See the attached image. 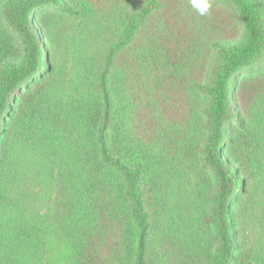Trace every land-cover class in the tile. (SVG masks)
Returning a JSON list of instances; mask_svg holds the SVG:
<instances>
[{
	"label": "trees",
	"instance_id": "1",
	"mask_svg": "<svg viewBox=\"0 0 264 264\" xmlns=\"http://www.w3.org/2000/svg\"><path fill=\"white\" fill-rule=\"evenodd\" d=\"M228 1L239 35L186 55L187 67L204 66L202 79L184 60L172 76L184 77L188 135L215 183L205 216L215 229L206 264H264L243 242V205L255 178L248 150L259 124L256 98L241 100L251 87L248 74L264 79V0ZM159 6L0 0V264H94V240L112 222L124 233L119 264L158 260L156 165L132 136L129 109L137 78L163 61L153 42L141 40ZM81 141L83 163L73 155ZM29 179L35 194L47 188L54 201L45 214L34 193L29 197ZM115 213L117 221L104 222Z\"/></svg>",
	"mask_w": 264,
	"mask_h": 264
},
{
	"label": "rangeland",
	"instance_id": "2",
	"mask_svg": "<svg viewBox=\"0 0 264 264\" xmlns=\"http://www.w3.org/2000/svg\"><path fill=\"white\" fill-rule=\"evenodd\" d=\"M90 1L106 9L114 2L137 4L142 0ZM159 2V10L143 29L141 40L153 42L152 48L157 50L163 61L154 65L158 70L147 69L145 74H140L141 78H137L140 82L134 88L135 97L129 109L133 120L132 136L151 150L160 187L157 211L159 229L153 241L158 258L155 264H206L215 229L209 227L205 216L213 203L215 183L211 170L202 159L201 150L196 148L197 144L191 142L188 135L191 112L184 77L172 76V72L181 69L182 60L183 68L187 67L186 55L195 45L204 47V53L214 39L237 37L241 22L228 0H204L208 5L204 13L194 6L192 0ZM2 25L4 29L7 28ZM187 68L196 72L194 65ZM203 68L201 66L193 74L202 79ZM185 74L188 73L185 71ZM134 79L133 75L132 81ZM247 81L251 87L248 91L244 90L241 100L245 103L248 98H256L253 114L259 124V133L256 143L247 149L248 154L253 155L255 178L243 205V242L246 251L264 256V79L254 73L248 74ZM24 137L31 143L27 132ZM87 152L81 141L79 144L77 142L73 155L80 157L83 163ZM80 175L88 185L82 168ZM30 182L33 179L28 180L29 197L34 193V199L42 207V214H45L54 201L49 199L47 188L44 191L43 187L38 190L40 194H35ZM115 216L116 213L104 222L117 221ZM108 225L94 240L99 248L94 264H119L118 250L124 233L121 225L114 222Z\"/></svg>",
	"mask_w": 264,
	"mask_h": 264
},
{
	"label": "clouds",
	"instance_id": "3",
	"mask_svg": "<svg viewBox=\"0 0 264 264\" xmlns=\"http://www.w3.org/2000/svg\"><path fill=\"white\" fill-rule=\"evenodd\" d=\"M194 6L201 12L204 13L208 7V5L206 3H200V0H192Z\"/></svg>",
	"mask_w": 264,
	"mask_h": 264
},
{
	"label": "snow or ice",
	"instance_id": "4",
	"mask_svg": "<svg viewBox=\"0 0 264 264\" xmlns=\"http://www.w3.org/2000/svg\"><path fill=\"white\" fill-rule=\"evenodd\" d=\"M200 3H203V0H200Z\"/></svg>",
	"mask_w": 264,
	"mask_h": 264
}]
</instances>
